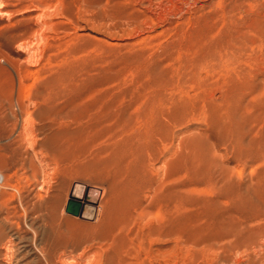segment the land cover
<instances>
[{
  "label": "rangeland",
  "instance_id": "374dc122",
  "mask_svg": "<svg viewBox=\"0 0 264 264\" xmlns=\"http://www.w3.org/2000/svg\"><path fill=\"white\" fill-rule=\"evenodd\" d=\"M0 172V264H264V0H0Z\"/></svg>",
  "mask_w": 264,
  "mask_h": 264
},
{
  "label": "bare ground",
  "instance_id": "6f19581e",
  "mask_svg": "<svg viewBox=\"0 0 264 264\" xmlns=\"http://www.w3.org/2000/svg\"><path fill=\"white\" fill-rule=\"evenodd\" d=\"M260 58V57H259ZM248 74V73H247ZM249 75H250V73H249ZM21 109V108H20ZM25 109V108H24ZM27 110V109H26ZM25 110V111H26ZM22 111V110H21ZM27 112V111H26ZM31 112V111H30ZM19 115V114H18ZM21 132V131H20ZM23 133V132H22ZM20 141L22 142V139H20ZM44 144H46V143H44ZM44 144H42V145H44ZM43 147V146H42ZM45 147V146H44ZM44 149L42 148V152L44 153V151H43ZM47 152H48V150H47ZM29 154V153H28ZM30 155V154H29ZM35 155V154H34ZM44 155H46V153L44 154ZM47 156V155H46ZM29 159L28 160H30V162H31V164H30V166L33 168V170L34 171H36L37 172V165H36V163L34 162V160L32 159V157L31 156H29L28 157ZM14 174H15V172H14ZM14 174H12V175H10V176H8L7 178H6V180L4 181V183H3V180L5 179V174L3 175L2 174V172H0V183L2 182L3 183V185H2V187L3 188H5V187H9V186H11V181H10V178L12 177V176H14ZM36 174V173H35ZM35 178H36V176H35ZM1 183V184H2ZM2 189V188H1ZM0 189V190H1ZM1 191H5L4 189L3 190H1ZM42 197V196H41ZM19 237V236H18ZM112 244V243H111ZM45 246V245H44ZM111 246V245H110ZM43 247V246H42ZM64 247V246H63ZM264 250V249H263ZM7 251V250H6ZM44 252V251H43ZM52 253V252H51ZM56 253V252H55ZM65 253V252H64ZM8 254H10V253H8ZM43 254V253H42ZM66 254V253H65ZM55 256V255H54ZM53 256V257H54ZM81 256H82V254H81ZM263 256H264V253H263ZM12 257V256H11ZM45 257V256H44ZM60 257V256H59ZM7 258V257H6ZM55 259H56V256H55ZM59 259V258H58ZM258 259V258H257ZM257 259H256V261H257ZM11 260V259H10ZM9 260V261H10ZM253 260H255V259H253ZM261 260H263V259H261ZM58 261V260H57ZM256 261H254V263L256 262ZM13 262V261H12ZM48 262H49V259H48ZM51 263V262H50ZM11 264V263H10ZM48 264V263H47Z\"/></svg>",
  "mask_w": 264,
  "mask_h": 264
},
{
  "label": "water",
  "instance_id": "95a60500",
  "mask_svg": "<svg viewBox=\"0 0 264 264\" xmlns=\"http://www.w3.org/2000/svg\"><path fill=\"white\" fill-rule=\"evenodd\" d=\"M78 207H79V202H77V201H70L68 204V209L70 211L75 212V213L78 212Z\"/></svg>",
  "mask_w": 264,
  "mask_h": 264
}]
</instances>
